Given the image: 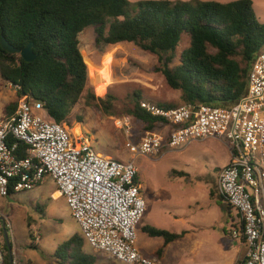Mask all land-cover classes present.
I'll use <instances>...</instances> for the list:
<instances>
[{
  "label": "trees",
  "instance_id": "obj_1",
  "mask_svg": "<svg viewBox=\"0 0 264 264\" xmlns=\"http://www.w3.org/2000/svg\"><path fill=\"white\" fill-rule=\"evenodd\" d=\"M87 27L93 28L97 47L128 43L157 55L158 71L171 89L180 92L182 105L231 106L244 95L251 64L264 52V23L257 20L251 0H145L132 7L128 0H0V38L20 51L32 43L36 55L27 63L0 47V78L14 87L19 100L40 102L47 117L59 125L67 122L86 89L87 67L77 36ZM182 35L188 37V45L178 63L170 66ZM85 99L108 114L114 98H97L87 91ZM140 100L135 95L126 115L141 124L143 132L162 128L166 123L140 110ZM18 101L4 108V116L14 111ZM17 156H26V146L18 144ZM135 182L140 184L138 173ZM13 194L9 189V196ZM218 197L229 216L225 197ZM36 208L44 217V208ZM236 216L238 222L231 228L243 236L240 216ZM141 230L149 238L162 240L152 255L157 260L168 244L186 234L149 226ZM225 235L231 239V232ZM0 237L2 264H12L3 230ZM29 238L34 240L30 232ZM84 245L81 233H74L55 248L50 259L56 264H95L96 257L85 252ZM30 248L37 246L30 244Z\"/></svg>",
  "mask_w": 264,
  "mask_h": 264
},
{
  "label": "rangeland",
  "instance_id": "obj_2",
  "mask_svg": "<svg viewBox=\"0 0 264 264\" xmlns=\"http://www.w3.org/2000/svg\"><path fill=\"white\" fill-rule=\"evenodd\" d=\"M128 1L132 7L136 2L145 0ZM202 1L227 3L235 0ZM251 1L257 20L264 23V0ZM77 40L87 67V83L63 126L73 143L83 139L102 156L120 162H133L138 171L141 198L145 204L144 213L135 228L136 248L150 257L153 248L158 249L162 245L161 239L148 238L142 232L144 226L171 233L192 229L193 233L188 237L164 248L159 264H205L206 258L215 259V245L222 248L224 243H230L231 239H227L225 234L230 235L233 231L231 218L237 221L234 210L231 209L228 216L222 208V200L216 194L219 172L229 158L228 143L222 139L208 138L176 148L164 147L154 156L134 157L126 149L125 143H137L144 133L141 124L126 115V110L133 106L135 95L141 98L140 102L181 106L180 92L171 89L158 71L160 65L157 55L128 43L97 47L92 27L81 31ZM187 45L188 37L182 35L176 48V58L170 66L178 63L177 58ZM87 91L97 98H104L105 95L114 98L108 114L103 113L96 102L87 103ZM18 100L14 87L0 78V116L5 107ZM29 102L34 103L33 100ZM39 114L45 118L43 111ZM54 191L56 189L52 180L45 177L31 191L1 198L0 214L9 223L5 232L10 243V256L16 264H56L50 259L55 248L74 233L80 234L63 198L58 195L55 196L58 198L56 201L52 200ZM211 192L213 196H210ZM37 205L44 208V217L38 214ZM29 232L33 241L29 238ZM194 241H199L201 246L192 255L190 250ZM30 244L36 245L37 249L30 248ZM84 249L87 250L86 247ZM225 256L226 262H230L234 252L226 253ZM97 263L122 264L101 258L98 262V257Z\"/></svg>",
  "mask_w": 264,
  "mask_h": 264
},
{
  "label": "built area",
  "instance_id": "obj_3",
  "mask_svg": "<svg viewBox=\"0 0 264 264\" xmlns=\"http://www.w3.org/2000/svg\"><path fill=\"white\" fill-rule=\"evenodd\" d=\"M139 108L166 128L144 132L137 143L126 142L134 157L208 138L228 143L229 162L220 170L216 188L243 225V236L231 231V239L245 248L237 264H264V52L251 64L244 95L229 107L164 108L141 101ZM18 144L26 146L23 158L17 156ZM137 173L132 161L102 156L83 139L73 143L40 102L23 98L10 115L0 116V199L8 197L9 189L31 191L49 177L89 249L122 264H159L135 245L145 208ZM1 219L0 231L5 232L9 224ZM2 260L0 244V264Z\"/></svg>",
  "mask_w": 264,
  "mask_h": 264
},
{
  "label": "crops",
  "instance_id": "obj_4",
  "mask_svg": "<svg viewBox=\"0 0 264 264\" xmlns=\"http://www.w3.org/2000/svg\"><path fill=\"white\" fill-rule=\"evenodd\" d=\"M166 127H162V128H160L161 130L160 131H163L164 129H165ZM228 162H229V158H228V161H227V163L223 166V167H225L227 164H228ZM53 183V182H52ZM57 192L56 191H54L53 193H52V195H51V198H52V200H57L58 198L57 197H55V194H56ZM58 194V193H57ZM216 194H217V196H218V194H219V192L217 191V189H216ZM1 200H3V199H0V201ZM223 204H224V202H223ZM222 208H223V210H224V206H222ZM0 218H3L4 220H6L7 221V219H5V217H3V216H1V214H0ZM8 222V221H7ZM231 222L232 223H236V222H238V221H232V218H231ZM9 224V223H8ZM182 231H186V234L181 238V239H183L184 237H188L191 233H193V230L192 229H189V230H182ZM187 231H189V232H187ZM149 238V237H148ZM153 239V238H152ZM157 239H159V238H157ZM181 239H178V240H176V241H179V240H181ZM228 239V238H227ZM230 239V238H229ZM3 240H4V243H5V245H6V240H5V237H4V234H3ZM235 243H236V245H235ZM9 244V246H10V243H8ZM219 244V243H218ZM234 244V245H233ZM169 245V244H168ZM220 245H222V243L220 244ZM199 246H201V243L198 241V242H196V241H194L193 242V244H192V246H191V249L192 250H190V252L192 253V255H194V254H196L197 252H198V248H199ZM223 247L222 248H220L219 247V245H215V250H216V257H215V259H211V258H206V262H205V264H237L243 257H244V253H245V248H244V246H241V245H239L236 241H234V240H232L231 239V241H230V243L229 244H225L224 243V245H222ZM87 248V250H85V252H87V253H90V254H93L95 257H96V263L95 264H98L97 263V257H98V262H99V258H101V260H104V261H107V262H112L113 260H109V259H107V258H105V257H103V256H101L100 254H94V253H92V252H90L88 249V247L86 246V245H84V248ZM156 249L157 248H153V250H152V253H151V256L150 257H153L152 255H153V252L154 251H156ZM228 250V251H227ZM227 251V252H226ZM234 252V256L230 259V262H226V258H227V256H225L226 255V253H230V252ZM7 253L9 254V251L7 250ZM232 254V253H231ZM155 258V257H154ZM13 259V258H12ZM162 259V258H161ZM117 262V261H116ZM14 264H16V262L14 261Z\"/></svg>",
  "mask_w": 264,
  "mask_h": 264
},
{
  "label": "water",
  "instance_id": "obj_5",
  "mask_svg": "<svg viewBox=\"0 0 264 264\" xmlns=\"http://www.w3.org/2000/svg\"><path fill=\"white\" fill-rule=\"evenodd\" d=\"M0 47L1 49L10 54V55H20V57L23 59V61L29 63L32 62L35 58L36 55L33 53L32 50V43H30L29 45H27L23 50H17L15 48H13L11 45H9V43L3 38H0ZM0 221H2V219L0 218ZM5 240H6V248L9 251V256H10V246H9V242H8V238H7V234L3 231ZM11 257V256H10Z\"/></svg>",
  "mask_w": 264,
  "mask_h": 264
},
{
  "label": "bare ground",
  "instance_id": "obj_6",
  "mask_svg": "<svg viewBox=\"0 0 264 264\" xmlns=\"http://www.w3.org/2000/svg\"><path fill=\"white\" fill-rule=\"evenodd\" d=\"M55 196H58V194L56 193Z\"/></svg>",
  "mask_w": 264,
  "mask_h": 264
}]
</instances>
